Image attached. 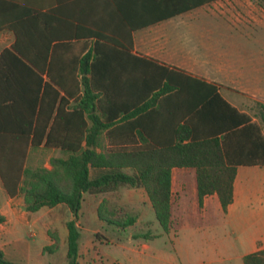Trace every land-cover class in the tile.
Masks as SVG:
<instances>
[{"label":"trees","instance_id":"trees-1","mask_svg":"<svg viewBox=\"0 0 264 264\" xmlns=\"http://www.w3.org/2000/svg\"><path fill=\"white\" fill-rule=\"evenodd\" d=\"M43 4L0 0V31L14 35L0 50V177L9 195L23 194L28 211L63 202L73 213L65 222L67 264H78L77 217L85 191L142 186L169 231L171 170L189 166L196 171L199 203L216 193L226 210L237 166L264 164L261 124L227 101L219 83L133 51L129 32L107 34L81 24L71 29ZM151 109L167 122L144 123L154 117ZM41 147L63 154L32 165ZM90 167L105 171L91 177ZM97 214L120 228L136 221L116 209L104 214L100 206ZM5 219L0 212V222ZM51 238L48 251L59 246L58 234ZM242 259L264 264V247ZM0 264L23 263L0 249Z\"/></svg>","mask_w":264,"mask_h":264},{"label":"crops","instance_id":"crops-1","mask_svg":"<svg viewBox=\"0 0 264 264\" xmlns=\"http://www.w3.org/2000/svg\"><path fill=\"white\" fill-rule=\"evenodd\" d=\"M38 1L44 3L43 6L52 5L57 16L71 22L69 24L71 29L74 24H81L89 30L107 34L126 35L129 32L133 51L219 83L223 97L237 109L248 113L253 120L259 122L264 131V123L261 120L262 104H264V55L256 53L244 63L240 60H236V63L231 62L221 51L220 45L216 44L218 38L214 36L212 41L206 33H221L231 30L232 26L199 24L193 21L196 19L199 22L198 18L213 17L220 18L221 23L222 20L229 21V18H232L239 22L262 24L264 22V0H210L192 5V7L184 6L194 0ZM13 38L11 30H1L0 50L9 45ZM149 111L155 115L145 120L144 123L153 127L167 122V117L158 116L153 109ZM40 149L49 148L41 147ZM45 165H48V160ZM95 168L101 169V167ZM91 170L92 167H90V176ZM0 189H3L5 193L0 200V212L6 217L0 222V234H9L8 238L0 239V249L9 260L33 264L31 263L30 243L27 242L25 235L19 233L22 229L20 227L28 221L26 214L29 212L25 209L23 194L17 192L9 195L3 186L1 177ZM171 190V217L176 228L171 225L169 231L166 232L173 234L177 241L176 248L182 253L190 254L188 251L194 249L201 251V253H195L200 258L211 260L221 255L219 245L209 241L198 245H189L179 241L184 232H203L206 228L210 229L214 226L200 221L187 222L190 213L206 217L208 213H211V208L221 215L223 222L228 223L229 219L236 226L234 230H238L241 235V244L246 248L244 253L239 254L241 258L245 253L264 247V164L237 166L233 180V199L227 205L226 210L222 209L216 193L204 195L202 202L199 203L196 171L193 167H172ZM84 195L85 192H83L82 200ZM61 203L63 202L53 207ZM174 206L178 214H173ZM48 229L49 227L42 229L44 234L38 250L40 256L48 251L44 248L45 245L52 242L51 235L47 232ZM31 235H36V232H31ZM58 236L59 242L61 239L64 240V235L61 238L58 233ZM34 264L46 263L38 261Z\"/></svg>","mask_w":264,"mask_h":264},{"label":"rangeland","instance_id":"rangeland-1","mask_svg":"<svg viewBox=\"0 0 264 264\" xmlns=\"http://www.w3.org/2000/svg\"><path fill=\"white\" fill-rule=\"evenodd\" d=\"M193 21L199 24L232 26L231 30L221 33H206L212 41L214 36L218 38V41L215 40L216 44L220 45L221 51L231 62L236 63L240 60L244 63L251 55L256 53L264 55V22L245 23L229 18V21L222 20L221 23L220 18L213 17L198 18L199 22L196 19ZM226 94L228 95L227 92ZM62 154L63 152L57 148L38 149L32 153L30 163L45 164L50 155ZM125 170L132 172L131 168ZM104 171L105 168L92 167L91 177L98 176ZM3 194L4 190L0 189V200ZM99 206L104 214L116 209L123 218L126 215H135L136 222L120 228L113 222L99 218L97 214ZM210 211L206 217L190 213L187 222L200 221L214 226L206 228L203 232H184L179 241L189 245L204 244L206 241L219 245L221 255L213 257L212 260L200 258L195 254L201 251L190 249L188 251L190 254H186L176 248L177 241L172 233L166 232L160 225L142 186L120 184L112 190L85 191L77 217L81 233L79 264H243L239 254L244 253L246 248L241 244L240 233L234 230L236 226L229 219L228 223L223 222L215 209L211 208ZM173 212V214L178 212L175 206ZM74 217L64 203L54 207L42 206L38 210L27 212L28 221L20 227L22 229L19 233L25 235L27 242L30 243L31 263L44 261L46 264H67L65 221ZM171 225L176 228L173 219ZM43 227H49L47 232L50 235L59 233L61 238L64 235V240H60L55 252L45 251L44 255L40 256L38 250L44 234ZM31 232H36V235H31ZM8 237V233L0 234L2 240Z\"/></svg>","mask_w":264,"mask_h":264}]
</instances>
